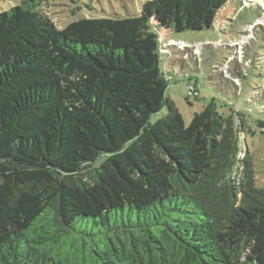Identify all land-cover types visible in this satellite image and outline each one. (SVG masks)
<instances>
[{
	"label": "trees",
	"instance_id": "1",
	"mask_svg": "<svg viewBox=\"0 0 264 264\" xmlns=\"http://www.w3.org/2000/svg\"><path fill=\"white\" fill-rule=\"evenodd\" d=\"M231 1L143 0L65 27L27 0L0 13V264H264L242 111L186 124L166 94L162 33L210 28Z\"/></svg>",
	"mask_w": 264,
	"mask_h": 264
},
{
	"label": "rangeland",
	"instance_id": "2",
	"mask_svg": "<svg viewBox=\"0 0 264 264\" xmlns=\"http://www.w3.org/2000/svg\"><path fill=\"white\" fill-rule=\"evenodd\" d=\"M24 1L0 0V13ZM27 1L46 9L58 27L85 16L136 15L143 4V0ZM76 6L80 8L73 13ZM160 40L163 66L175 68L166 94L179 108L185 123H190L194 112L210 104L226 115L232 107L241 110L248 128L240 139V147H247L252 154L256 184L264 187V134L258 125V119L264 118V75L260 74L261 70L264 73V0H232L210 28L180 33L168 30ZM193 76L200 80L196 91L192 88ZM219 80L240 91L230 96L221 94L214 90L216 86L221 88ZM242 99L253 102L245 104ZM165 113L163 109L153 119ZM241 156L244 158L245 152Z\"/></svg>",
	"mask_w": 264,
	"mask_h": 264
}]
</instances>
